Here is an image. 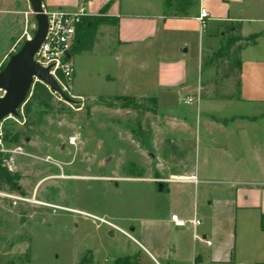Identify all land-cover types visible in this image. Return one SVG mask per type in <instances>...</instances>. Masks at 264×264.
<instances>
[{
	"label": "crops",
	"instance_id": "obj_1",
	"mask_svg": "<svg viewBox=\"0 0 264 264\" xmlns=\"http://www.w3.org/2000/svg\"><path fill=\"white\" fill-rule=\"evenodd\" d=\"M192 1L187 13L175 15L165 0H41L44 12L82 8L85 17L100 19L92 50L77 56L105 63L97 75L114 89L101 95L153 98L169 119L151 164L143 160L141 175L122 179L143 181L154 194L185 196L187 206H161L160 213L151 206L138 217L91 214L112 236L115 229L126 237L106 260L264 264V0ZM14 2L0 0V22ZM201 8L208 13L204 26ZM225 22L240 26L242 45L239 87L220 98L209 54ZM171 214L200 224L176 226Z\"/></svg>",
	"mask_w": 264,
	"mask_h": 264
},
{
	"label": "rangeland",
	"instance_id": "obj_2",
	"mask_svg": "<svg viewBox=\"0 0 264 264\" xmlns=\"http://www.w3.org/2000/svg\"><path fill=\"white\" fill-rule=\"evenodd\" d=\"M14 1L0 22V70L37 28L31 8ZM169 1L165 8L175 15L193 3ZM233 26L223 24L209 54L220 98L236 90L228 65L236 62L242 40ZM80 42L79 37L72 49L74 77L66 90L61 87L67 100L53 92L43 107L27 97L16 116L0 121V165L16 183L0 188V264H153L139 255L128 262L106 260L126 237L115 229L112 236L91 214L138 217L151 206L160 208L157 213L161 206H187L185 196L154 194L143 181L122 179L141 175L143 160L151 164L169 119L153 98L101 95L114 89L97 75L105 63L99 56H77L92 50H79Z\"/></svg>",
	"mask_w": 264,
	"mask_h": 264
},
{
	"label": "water",
	"instance_id": "obj_3",
	"mask_svg": "<svg viewBox=\"0 0 264 264\" xmlns=\"http://www.w3.org/2000/svg\"><path fill=\"white\" fill-rule=\"evenodd\" d=\"M36 21V32L22 46L11 54L0 70V121L8 116H16L17 109L26 101L35 83L39 81L48 89L67 100L49 67H43L34 60V55L43 42L47 31V16L41 0H28Z\"/></svg>",
	"mask_w": 264,
	"mask_h": 264
},
{
	"label": "built area",
	"instance_id": "obj_4",
	"mask_svg": "<svg viewBox=\"0 0 264 264\" xmlns=\"http://www.w3.org/2000/svg\"><path fill=\"white\" fill-rule=\"evenodd\" d=\"M47 16V31L45 38L34 55V60L43 67H49L50 73L56 78L60 87L66 90L73 77L74 68L72 62V49L76 41L77 30L85 17V11L81 8L76 12L54 10L45 12ZM208 16L204 8L200 9L197 20L204 26L205 18ZM60 73L63 81H60L56 73ZM190 100H185L188 103ZM73 139V138H72ZM16 152H21L18 147ZM170 220L176 226H192L200 224V220L193 217L189 220L180 218L177 214H171ZM207 244L209 242L207 241Z\"/></svg>",
	"mask_w": 264,
	"mask_h": 264
},
{
	"label": "trees",
	"instance_id": "obj_5",
	"mask_svg": "<svg viewBox=\"0 0 264 264\" xmlns=\"http://www.w3.org/2000/svg\"><path fill=\"white\" fill-rule=\"evenodd\" d=\"M170 1L165 0V5L169 6ZM190 5V4H189ZM90 20L89 25H87V22ZM99 18L97 17H83L81 24L83 25V33L81 35L82 41L81 45L79 46V50H91L93 47V42L95 38V25L99 23ZM80 24V25H81ZM80 27V26H79ZM234 31L237 33V36L239 39H242L240 36V26L239 25H234ZM79 29V28H78ZM80 33V30L78 31ZM77 33V36H78ZM234 68L235 71V86L238 89L239 87V74H240V65L238 60L235 63H231L228 65V70H231ZM2 69V68H1ZM227 70V71H228ZM227 77L230 76L231 74L226 73ZM57 78L60 81H63L61 74L58 72L56 73ZM53 99V91L48 89L43 83L39 81H35L30 94L28 95V101L30 102H36L38 105L43 106V107H48L50 105V102ZM13 181V176L10 174L5 168H3L0 165V188L3 187V185H10L12 187H16V183H12ZM261 228L264 229V219L261 221ZM121 259H125L127 262L129 261L130 257H124V258H119L117 262H120ZM118 264V263H117Z\"/></svg>",
	"mask_w": 264,
	"mask_h": 264
},
{
	"label": "bare ground",
	"instance_id": "obj_6",
	"mask_svg": "<svg viewBox=\"0 0 264 264\" xmlns=\"http://www.w3.org/2000/svg\"><path fill=\"white\" fill-rule=\"evenodd\" d=\"M72 140V139H71Z\"/></svg>",
	"mask_w": 264,
	"mask_h": 264
}]
</instances>
